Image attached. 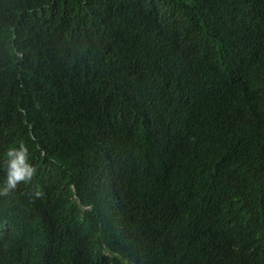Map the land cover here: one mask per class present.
<instances>
[{"label":"clouds","instance_id":"9594fccd","mask_svg":"<svg viewBox=\"0 0 264 264\" xmlns=\"http://www.w3.org/2000/svg\"><path fill=\"white\" fill-rule=\"evenodd\" d=\"M58 1L0 0V24L12 35L0 85L12 70L28 78V95L51 117L45 128L54 123L64 141L38 135L8 147L13 132L0 135V264H140V218L149 209L140 216L131 195L155 200L162 180L176 174L178 148L210 142L221 162L212 155L203 177L233 179V156L264 150V0H225L228 15L220 9L215 17L209 12L221 0H205L203 12L179 0L161 15L141 0L142 51L114 64L120 87L114 75L91 70L108 52L107 24L97 14L92 21L79 14L42 20ZM13 56L19 60L11 66ZM262 170L263 177L246 172L245 180L264 191ZM257 200L238 210L234 227L245 230L242 236L226 223L227 264L245 254L249 264H264V236L251 242L248 235L264 229ZM207 246L205 240V255Z\"/></svg>","mask_w":264,"mask_h":264},{"label":"trees","instance_id":"16d2710c","mask_svg":"<svg viewBox=\"0 0 264 264\" xmlns=\"http://www.w3.org/2000/svg\"><path fill=\"white\" fill-rule=\"evenodd\" d=\"M143 1L151 2L153 13L161 15L170 4L176 5L179 0ZM189 1L195 10L204 11L205 0ZM221 1L223 5L219 9L209 12L213 17L220 9L227 14L229 6L225 0ZM146 7L141 0H59L52 13L46 14L42 20L51 16V22L60 19L72 21L79 14L83 21L85 17L92 21L94 14H97L98 19L108 26L107 41L102 49L108 52L100 59L98 65L90 69L95 74L114 75L120 87L123 84V75L114 64L118 60H121L120 63H126L142 51L139 31ZM183 7L192 10L186 0ZM20 8L25 9L23 2ZM147 10L149 11L148 8ZM62 12L63 15H58ZM48 30H52L51 25ZM9 32L10 25L1 23L0 50L3 49V52L0 54V67L4 69H7L5 62L10 54L8 46L12 41ZM76 43L77 38H74L69 45ZM69 45L64 46L69 48ZM259 51L263 52V49L260 48ZM66 57H69V54ZM18 60V56H13L10 59L11 66ZM81 67L87 65L83 64ZM3 77L4 73L0 70V78ZM30 87L29 79L19 75L17 70H12L11 74L6 75L5 84L0 85V135L13 132V139L8 147L25 141L29 143L32 136L38 135H47L56 144H64L54 123L50 125V131L45 128L43 120L50 123L51 117H43L44 105L38 104L36 98L28 95L27 90ZM262 89L264 90V84ZM247 95L252 96L251 91H247ZM212 123L213 120L202 121L199 129L206 131ZM69 149L74 154L73 150ZM219 153L218 147L202 141L178 148L173 161L176 174L168 180H162L154 193L157 198L144 201L140 196L131 195V205L140 216L145 214L146 208L149 209V216L140 218L143 232V236L138 234L140 264H227L230 257V250L225 245L229 232L227 224L235 230V238L242 236L241 233H245V230L234 227L238 210L256 205L259 202L257 197L261 198L260 202L264 204V191L251 187L245 180L248 179L246 172L257 171L256 176L263 177L264 150H244L232 157V161L239 166V169H236L239 171L237 179L227 174L203 177L211 170L208 164L212 155L218 163L221 162L217 156ZM249 229L247 227L246 231ZM257 231V227L249 231L248 235L253 233L251 242L259 241L264 236V229L260 233ZM205 240L208 255H205L203 250ZM232 240L234 238L231 237ZM258 245H264V240ZM249 261L248 255L245 254L239 264H249Z\"/></svg>","mask_w":264,"mask_h":264}]
</instances>
